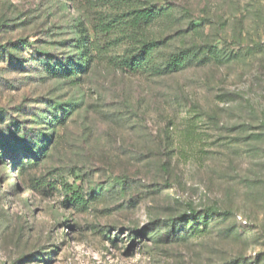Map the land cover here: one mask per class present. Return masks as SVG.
<instances>
[{"label": "rangeland", "instance_id": "1", "mask_svg": "<svg viewBox=\"0 0 264 264\" xmlns=\"http://www.w3.org/2000/svg\"><path fill=\"white\" fill-rule=\"evenodd\" d=\"M149 1L174 10L147 30L163 52L208 44L231 58L163 76L106 58L56 78L32 50L62 56L108 1L0 0V45L32 46L0 54V132L18 121L30 145L40 129L51 137L43 157L9 147L0 165V264H264V192L252 191L248 217L236 185L264 162V0ZM55 104L73 108L51 127ZM65 182L90 208L64 202ZM218 205L234 214L184 232L183 214Z\"/></svg>", "mask_w": 264, "mask_h": 264}, {"label": "trees", "instance_id": "2", "mask_svg": "<svg viewBox=\"0 0 264 264\" xmlns=\"http://www.w3.org/2000/svg\"><path fill=\"white\" fill-rule=\"evenodd\" d=\"M110 8L104 12H100L96 17L92 30L80 25L73 31L74 39L69 41V50L58 57L48 52H42L38 48H34L32 53H37L40 57L39 65L56 78H76L81 74L87 73L93 63L109 58L119 66L122 70L130 73H145L153 76H163L177 73L190 67H201L209 63H221L227 61L231 57L229 54L222 52L213 45L191 46L181 48L175 52H163L165 39L157 37H149L147 31L151 26L165 20L166 18H174V10L171 6H162L154 4L149 0H107ZM32 46L28 39H21L11 48L0 45V54L5 58H16L11 52L18 48L21 53L26 52ZM118 47H124L123 53L112 54ZM76 51L71 53L72 49ZM45 55V56H44ZM44 56V57H43ZM38 59V58H37ZM73 106L67 108L55 104L54 111L45 116V122L55 127L61 125L66 120ZM10 132H6L9 137L4 136V132H0V165H6L7 148L13 147L16 150L33 151V155L37 158L43 157L47 153L46 143L50 140V136L42 132V129L32 134V144L25 139L27 130L18 121H12ZM38 133V134H37ZM29 135V134H28ZM264 136V134H262ZM37 139V140H35ZM9 141V142H8ZM29 143V144H28ZM29 145V146H28ZM12 148V149H13ZM34 149L36 151H34ZM32 159L26 164L21 163L22 169H28L36 166ZM236 177L232 180L236 181ZM34 186L46 187L45 181L42 179H33ZM245 190L246 195L250 196L243 200L241 210L246 216H256L251 209V193L254 189L264 192V162L252 165L250 170L241 175L240 182L236 183ZM49 186H52L49 184ZM56 188V186H52ZM67 204L79 209L90 208L93 196H85L82 191L67 182L61 185ZM93 195V194H92ZM223 210V211H222ZM228 212L234 214L231 208L210 207L202 210L190 209L189 214L182 215L184 232L198 233L203 231L195 225L194 222L203 224L206 228L214 216H227ZM191 217L193 219H191ZM184 221V222H183ZM190 222H193L190 224ZM173 232L177 231L175 224L171 225ZM196 229V232L195 230ZM259 230L260 238H264V218L261 220ZM179 232H182L181 230ZM152 237H159L157 231L148 233ZM264 242V240H263ZM264 244V243H263Z\"/></svg>", "mask_w": 264, "mask_h": 264}]
</instances>
